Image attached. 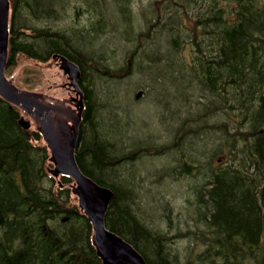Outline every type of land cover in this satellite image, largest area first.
<instances>
[{"label":"trees","instance_id":"obj_1","mask_svg":"<svg viewBox=\"0 0 264 264\" xmlns=\"http://www.w3.org/2000/svg\"><path fill=\"white\" fill-rule=\"evenodd\" d=\"M8 1L6 76L19 87L34 86L39 74L32 70L30 76L27 65L10 77L21 57L39 66L62 54L80 67L85 106L75 159L87 176L112 190L106 227L132 243L147 264H264V0H160L158 14L145 17L142 29L130 22L126 0L115 2L112 18L106 17L109 27L100 11L89 28L60 22L66 0ZM89 1L97 8L96 0ZM82 9L77 5L73 12ZM152 26L159 37L141 42ZM185 46L191 53L183 60ZM133 71L164 96L171 85L181 89L190 74L211 101L197 118L216 108L236 113V126L203 121L188 128L196 135L217 127L230 139L226 163L194 186L188 199L205 229L206 246L194 259L178 258L172 244L184 233L154 226L153 209L140 201L137 154L164 148L126 131L132 118L122 117L125 107L115 98ZM21 113L0 95V264H103L92 224L71 191L73 179L50 174L47 144L35 122L28 129L19 125ZM138 159L143 168L145 158ZM190 167L185 161L181 170L189 173ZM152 168H146L150 175Z\"/></svg>","mask_w":264,"mask_h":264},{"label":"rangeland","instance_id":"obj_2","mask_svg":"<svg viewBox=\"0 0 264 264\" xmlns=\"http://www.w3.org/2000/svg\"><path fill=\"white\" fill-rule=\"evenodd\" d=\"M116 1L96 0V8L89 0H66L67 13L60 22L68 21L70 24L71 21H76L78 27L89 28L94 16L100 11L108 22L110 20L106 17L112 18L111 12L113 13ZM125 4L132 16L130 22L136 29H142L145 17L150 15V18H153V12L158 14L160 10V0H126ZM77 5H81L83 9L75 15L73 11ZM113 19L114 24L119 25L118 15ZM153 20L151 19L152 22ZM106 26L109 27V22ZM155 27H151L153 30L148 36L151 38L145 37L140 41L157 39L160 34L156 33ZM99 39L105 40V37ZM111 40H114L113 37ZM115 41L118 40L115 39ZM130 45L131 43H128V46ZM181 53L183 60L189 59L191 53L189 46H185ZM24 65L29 66L30 76L34 73L31 72L32 70L39 74V79L31 89L58 98H69L70 95H74L73 91L67 87L68 77L54 60L50 59L38 66L33 60L21 57L18 67L10 77L16 79ZM188 76H185L181 89L170 86L172 84L170 83L168 90L171 93H166L164 96L159 88L150 90L146 84L148 81L144 83L146 79L133 71L124 77L125 88L120 91V97L115 98L118 106L125 107L122 117L129 114L132 118L131 125L126 130L130 137L144 136L152 147L164 148L154 154H137L138 158H145L141 161L144 167L142 168V165L138 167V158L133 165L137 167L140 174L137 184L140 188V201L146 203L151 210L153 209L152 224L163 228L168 233L174 231V233L178 231L184 233L175 237L177 240L172 244L178 258L183 261L187 258L194 259L196 253L206 246L202 236L205 230L204 221L198 220L193 207L188 203V199L194 198L191 194L192 188L198 184L202 185L211 171L226 163L230 143L228 133L220 128L214 127L211 129L212 132L208 131L205 134L200 130L196 132V135L188 128L200 126L203 121L214 123V125L226 123L231 127L237 124L236 113L229 108L224 111L216 108V111L204 113L205 116L197 118L199 110L203 113L206 104H211L210 95L200 90L197 81L190 74ZM139 89L143 92L139 97H135ZM195 143L200 144V149L196 150ZM139 145V143L130 144L128 150ZM185 161L192 164L189 173L181 170ZM149 166L153 167L155 173L148 174L150 171L148 172L146 168ZM162 204L166 208L163 209ZM168 209H170L169 216H166Z\"/></svg>","mask_w":264,"mask_h":264},{"label":"water","instance_id":"obj_3","mask_svg":"<svg viewBox=\"0 0 264 264\" xmlns=\"http://www.w3.org/2000/svg\"><path fill=\"white\" fill-rule=\"evenodd\" d=\"M8 13V0H0V95L24 109L38 123V130L51 151L50 159L54 164L50 169L51 174H67L74 180L71 190L78 197L79 207L91 221L93 244L103 264H146L144 257L129 241L105 226L104 215L112 190L87 176L75 159L74 148L83 109V93L77 83L80 77L78 64L64 55L58 56L59 66L68 75L69 84L77 95L74 98L75 108L66 104L65 100L56 99L52 103L41 92L18 88L4 73L9 33ZM142 92V89L137 90L135 97H139ZM18 122L25 129L30 126V120L23 115L19 116Z\"/></svg>","mask_w":264,"mask_h":264},{"label":"flooded vegetation","instance_id":"obj_4","mask_svg":"<svg viewBox=\"0 0 264 264\" xmlns=\"http://www.w3.org/2000/svg\"><path fill=\"white\" fill-rule=\"evenodd\" d=\"M70 98H71V96H69V100H70ZM73 98V97H72ZM72 103H73V101L72 100H70ZM73 105H74V103H73Z\"/></svg>","mask_w":264,"mask_h":264}]
</instances>
